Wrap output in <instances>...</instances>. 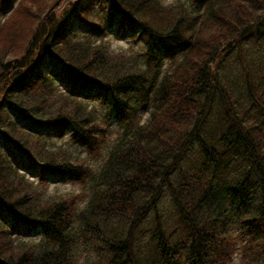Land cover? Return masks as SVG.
I'll use <instances>...</instances> for the list:
<instances>
[{
	"label": "trees",
	"instance_id": "obj_1",
	"mask_svg": "<svg viewBox=\"0 0 264 264\" xmlns=\"http://www.w3.org/2000/svg\"><path fill=\"white\" fill-rule=\"evenodd\" d=\"M55 1L18 0L0 23V60L14 54L8 61L16 63H2L0 71H26L13 79L15 88L2 73L0 96L4 92L13 112L29 121L23 127L7 120L0 98V141L22 148L30 167L62 169L74 178L90 175L94 167L71 151L46 147L40 136L70 132L99 150L111 118L89 108L84 93L112 95L126 118L144 104L152 108L151 115L144 123L129 120L131 134L113 141L101 182L82 212L76 193L46 194L27 180L0 142V264H78L75 230L98 244L108 264H234L239 250L240 264H264V94L254 93L256 73L242 91L215 65L228 50L227 42L260 34L264 0H203L204 14L159 0H107L113 8L105 20L112 15L113 22L120 12L122 26L135 25L145 36L152 62L144 68L124 51L114 54L104 43L65 35L73 17L105 31L92 2L77 0L73 17L64 15L46 37ZM35 44L67 68L72 83L67 92L37 70L42 63L40 53L33 59ZM174 48H182L183 57L161 75L162 54ZM140 90L141 98L131 105L134 91ZM213 107L219 121L204 136L200 131L208 129L204 120ZM223 108L230 118L226 124ZM193 137L201 151L198 163L197 158L188 163L195 157L188 154L193 148L187 152ZM178 165L189 183H175ZM166 183L177 225L157 215L143 246L137 228L151 208L158 209ZM79 218L85 220L78 224ZM105 218L119 224L109 227L108 220H100ZM34 228L44 231L48 245L16 237L31 236Z\"/></svg>",
	"mask_w": 264,
	"mask_h": 264
},
{
	"label": "rangeland",
	"instance_id": "obj_2",
	"mask_svg": "<svg viewBox=\"0 0 264 264\" xmlns=\"http://www.w3.org/2000/svg\"><path fill=\"white\" fill-rule=\"evenodd\" d=\"M53 0H50L51 4ZM57 1V0H56ZM55 1V2H56ZM161 3L166 5H171V3H179L184 4L188 9L192 12H197L198 14L203 13L204 8L206 7L205 1L203 0H159ZM54 2V3H55ZM85 3H93L96 7L97 12L104 22L106 23V28L103 33H99V29H93L89 22H85L79 17H73L72 9L74 8L77 0H58L56 2L55 8L52 13L53 18L48 19L47 23L50 21L51 26L48 27L47 36L50 39L51 27L59 28L60 22L65 15V19L73 17L71 19L70 26L68 27V31L66 32V36L70 39H80L84 41H89L94 44L104 43L111 50V53L116 54L117 52L124 51L134 57L137 58L142 68L151 65V58L147 54V46H145L146 38L142 36L141 33L138 32V28L133 25V27H128L126 25L122 26L120 21L122 20L123 15L120 12H115L116 18L113 22H109L112 15L105 20V15L109 12V8H113L107 0H84ZM18 4V0H0V23L5 22V19L10 15L14 6ZM95 9V10H96ZM105 9L104 12H100V10ZM257 30L252 29V31ZM65 32V31H63ZM259 35L255 34L251 36L248 41L241 42L237 41V43L233 42L230 46H227L228 50L222 53L223 55L218 59L216 67L219 68L220 72L224 74L227 78L229 77L235 85H237L242 91L245 86V82L247 78L251 80L254 79L255 74H257V79L254 81V93L257 92V95L264 94V23L259 29ZM62 34V33H61ZM188 42V41H187ZM21 44V43H20ZM20 48V46H19ZM44 48H37V44H35L33 51V59L37 57V54L40 53L41 63L42 65L37 69L39 72L44 74H48L52 79V83L54 82L61 90L67 92L69 86L71 87L72 83L70 81V76L68 75L67 68L64 66L62 61L54 59L50 52H43ZM177 49V50H176ZM176 50V52H174ZM182 48H174L170 55L162 54L161 60L159 61L161 67V75L173 68L175 62L178 59L183 57ZM47 54V56H45ZM14 57V54L5 57L0 60V64L7 63L6 66H10L13 61H8V59ZM2 61V62H1ZM13 64H16L13 62ZM35 66V65H33ZM24 68V67H23ZM25 69V68H24ZM27 69V68H26ZM36 69V68H35ZM33 70V69H32ZM8 70L2 69L0 71V75L2 73L7 74V78H9L10 84L13 79L18 78L19 74L22 72L20 69H15L13 74L7 73ZM20 72V73H19ZM31 72V71H29ZM26 75V71L24 72ZM24 73L20 75V77L24 76ZM11 87H16L15 82L13 81ZM15 84V85H14ZM8 85V83L6 84ZM9 87V86H8ZM9 87L8 89H10ZM13 88V89H14ZM6 93V92H5ZM99 93L98 91H94L92 93H84L85 98H83V102L86 105L95 110L98 114L111 118L107 121V137L106 142L101 143L102 147L98 150H93L92 145L87 144L83 139H76L73 133L66 134L63 137H57L53 135H41L43 143L46 147L51 148H63L68 150L69 152H73L77 154L78 158H85L89 163V166L94 167L90 175L85 176H75L71 178L67 172L59 171L55 172L51 169L43 168L41 165L36 168L30 167L29 159L25 154L24 150L20 148L17 144H14L13 141L10 140H2L0 141L3 148L11 154V160L16 167L19 168L21 173L28 180H31L39 189L41 188L46 194L50 193H76L79 196V211L82 212L83 209L88 205V201L92 197L93 187L98 185L101 182V170L102 165L108 157V153L111 151L113 146V141L117 138H123L131 134L132 126L130 127L129 120L133 119V122L136 123L141 122L144 123L150 117L151 109L146 108V104L143 107L135 109L136 114L130 116L128 118L127 115H124L121 112L120 108L117 106V101L114 100L113 96H109L107 93H103V95L96 96L95 94ZM1 94V93H0ZM6 95V94H5ZM3 100L2 105L5 104L7 110L5 111V117L12 123H16L19 126L26 127L29 125L28 118H21L17 113H14L13 110L8 106V100L4 99L7 97L4 96L3 92ZM142 93L140 91H134V96L130 101V104L136 103L134 100H139L141 98ZM262 100V99H261ZM262 103V102H261ZM263 104V103H262ZM264 105V104H263ZM215 107V106H214ZM213 107L212 113L208 116L207 120H204V124L208 125L207 130H201L200 132L204 136H208L209 133L214 132L217 127V123L219 118L215 116V108ZM223 112L226 115L227 120L225 124L230 121L229 113L227 114V108H223ZM35 125V123H33ZM37 126V124H36ZM196 138V137H195ZM193 148L191 151H189ZM189 151V152H188ZM188 154H192L195 156L188 160L189 162L198 163L199 158L201 157V151L198 148L197 141H195L194 137L188 145ZM181 165H178L176 169L175 175V183L188 182L189 179L187 176L181 173L178 169ZM193 170V168H192ZM194 171V170H193ZM163 199L160 201L158 209H150L147 215L142 217V220L138 226V237L141 240L142 245L147 241L146 239L149 237L151 233V228L153 227V223L156 222V216L161 215L162 219L171 224L173 227L177 225L176 217H175V206H173V201L171 200V195L169 192V185L165 186ZM87 217L90 215L87 212ZM85 219L79 218L76 219V223H80ZM103 221L109 222V227L115 228L119 224L118 219L114 218H105L100 219ZM27 228L23 225L22 231ZM28 229V228H27ZM36 231L32 232L31 236H26L25 234L17 235V238H22L29 241H34L35 244L39 245H48L47 238L44 235V231L39 228H34ZM41 230V231H40ZM82 231V230H81ZM77 236V245H75L76 253H78L79 261L78 264H108L107 260L104 256L103 250L98 247L97 243L91 240V237L88 234L82 236L80 232L75 230ZM25 235V236H24ZM39 242H43L40 244ZM234 264H240L242 262L241 250L237 251L234 254ZM77 264V261H76Z\"/></svg>",
	"mask_w": 264,
	"mask_h": 264
},
{
	"label": "water",
	"instance_id": "obj_3",
	"mask_svg": "<svg viewBox=\"0 0 264 264\" xmlns=\"http://www.w3.org/2000/svg\"><path fill=\"white\" fill-rule=\"evenodd\" d=\"M227 43H228L229 46L232 44L231 41H229V42H227Z\"/></svg>",
	"mask_w": 264,
	"mask_h": 264
}]
</instances>
